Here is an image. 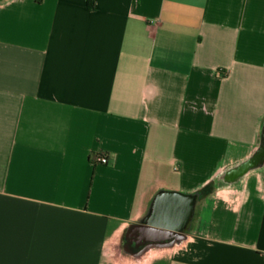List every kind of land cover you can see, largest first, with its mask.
<instances>
[{"label":"crops","instance_id":"1","mask_svg":"<svg viewBox=\"0 0 264 264\" xmlns=\"http://www.w3.org/2000/svg\"><path fill=\"white\" fill-rule=\"evenodd\" d=\"M0 264H264V0H0Z\"/></svg>","mask_w":264,"mask_h":264},{"label":"flooded vegetation","instance_id":"2","mask_svg":"<svg viewBox=\"0 0 264 264\" xmlns=\"http://www.w3.org/2000/svg\"><path fill=\"white\" fill-rule=\"evenodd\" d=\"M147 243V240H143V234L140 230L130 229L125 234V240L123 241V247L126 250L136 251L143 247Z\"/></svg>","mask_w":264,"mask_h":264},{"label":"built area","instance_id":"3","mask_svg":"<svg viewBox=\"0 0 264 264\" xmlns=\"http://www.w3.org/2000/svg\"><path fill=\"white\" fill-rule=\"evenodd\" d=\"M97 161L99 162H106L107 161V156L105 153H100L96 157Z\"/></svg>","mask_w":264,"mask_h":264},{"label":"water","instance_id":"4","mask_svg":"<svg viewBox=\"0 0 264 264\" xmlns=\"http://www.w3.org/2000/svg\"><path fill=\"white\" fill-rule=\"evenodd\" d=\"M190 208H191V204H189V209H190ZM150 229H151V228L148 227L147 230L144 231V232L147 233L146 236H147V238H149V239L152 238V235H150V233H149V232H152V230L150 231Z\"/></svg>","mask_w":264,"mask_h":264},{"label":"trees","instance_id":"5","mask_svg":"<svg viewBox=\"0 0 264 264\" xmlns=\"http://www.w3.org/2000/svg\"><path fill=\"white\" fill-rule=\"evenodd\" d=\"M127 251H130V250H127Z\"/></svg>","mask_w":264,"mask_h":264}]
</instances>
